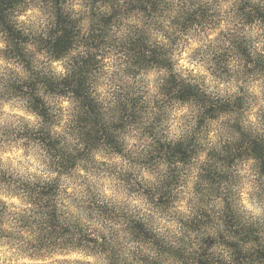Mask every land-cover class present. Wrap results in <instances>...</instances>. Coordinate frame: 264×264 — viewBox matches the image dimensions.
I'll return each instance as SVG.
<instances>
[{
	"label": "clouds",
	"instance_id": "9594fccd",
	"mask_svg": "<svg viewBox=\"0 0 264 264\" xmlns=\"http://www.w3.org/2000/svg\"><path fill=\"white\" fill-rule=\"evenodd\" d=\"M255 145L264 0L0 10V264H264Z\"/></svg>",
	"mask_w": 264,
	"mask_h": 264
},
{
	"label": "trees",
	"instance_id": "16d2710c",
	"mask_svg": "<svg viewBox=\"0 0 264 264\" xmlns=\"http://www.w3.org/2000/svg\"><path fill=\"white\" fill-rule=\"evenodd\" d=\"M10 3H11V0H0V10H3L4 8L10 6ZM71 37H72L71 29L70 28H66L64 36L62 38L58 39V41L56 43L55 47H56L57 52L62 51L63 49H65L69 45ZM91 65H92L91 61H86L82 71H87L91 67ZM65 83L69 84L71 82L70 81H66ZM76 91H77L78 95L83 94L84 91H85V89L83 87V78L82 77L79 80V84H78V87H77ZM192 92H193L192 89H187L186 88V89L183 90V92L181 94L182 95H188V94H191ZM109 139H111V138H109ZM172 151H173V154L179 153L182 156L186 155L185 152H184L183 147L180 146V145H178L176 147V149L172 150ZM255 151L259 155L264 156V145H255Z\"/></svg>",
	"mask_w": 264,
	"mask_h": 264
}]
</instances>
